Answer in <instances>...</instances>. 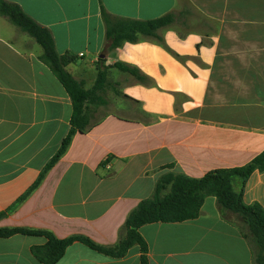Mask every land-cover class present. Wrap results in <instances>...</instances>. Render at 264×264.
<instances>
[{
	"label": "crops",
	"instance_id": "crops-1",
	"mask_svg": "<svg viewBox=\"0 0 264 264\" xmlns=\"http://www.w3.org/2000/svg\"><path fill=\"white\" fill-rule=\"evenodd\" d=\"M48 28L67 71L93 88L99 60L118 70L124 100L139 117L108 113L77 132L41 185L0 228L84 235L103 246L120 240L129 214L152 197L166 173L193 179L246 166L264 152V0H6ZM127 19L174 16L162 41L141 38L108 50L102 10ZM0 16V213L40 177L71 130L72 101L40 57L42 48ZM12 25V26H11ZM112 71V70H111ZM123 106H126L123 104ZM243 201L264 209V172L245 182ZM208 197L200 216L139 229L149 264H256L250 238ZM44 237L0 239V264H41L32 248ZM131 248L119 259L74 243L57 264H140Z\"/></svg>",
	"mask_w": 264,
	"mask_h": 264
},
{
	"label": "trees",
	"instance_id": "trees-1",
	"mask_svg": "<svg viewBox=\"0 0 264 264\" xmlns=\"http://www.w3.org/2000/svg\"><path fill=\"white\" fill-rule=\"evenodd\" d=\"M0 16L33 38L42 48L40 60L62 84L73 105L71 130L61 147L28 192L11 208L0 213L2 219L15 211L41 185L48 172L66 153L77 132L87 133L99 124L91 122L89 106L103 104L100 92L106 88L107 72L110 69L128 73L140 82H145L146 77L137 69L122 63L105 66V60L100 59L96 83L93 88L87 90L85 84L75 79L66 69L68 65L76 62L77 58L70 53L60 55L57 52L54 36L48 28L38 24L19 5L6 0H0ZM102 16L109 51L116 50L126 42L137 43L141 38L162 41L159 31L170 27L174 22L172 14L152 20H135L114 17L103 9ZM254 172H264V152L246 166L210 171L199 179L182 174H164L156 184L152 197L141 201L129 214L122 228L120 240L114 246L100 245L84 235L58 239L50 231L27 228H0V239L16 235L44 237L46 243L43 246L32 248L33 256L41 264H57L74 243H80L93 251L116 259L124 257L131 248L138 246L141 251L140 264H149L148 245L139 229L158 222L178 223L195 220L200 216L205 200L208 197H215L222 210L232 212L246 220L253 244L257 248L254 252V261L256 264H264V209L259 204L246 205L243 201L245 182Z\"/></svg>",
	"mask_w": 264,
	"mask_h": 264
},
{
	"label": "rangeland",
	"instance_id": "rangeland-1",
	"mask_svg": "<svg viewBox=\"0 0 264 264\" xmlns=\"http://www.w3.org/2000/svg\"><path fill=\"white\" fill-rule=\"evenodd\" d=\"M5 20L7 19L5 18ZM19 32L20 34H24L21 31ZM36 46L40 48V46L37 43ZM107 80L108 82L106 84L105 90L100 92V96L103 101V104L98 103V104H91L89 106L91 122L96 123L100 121L108 113H118L120 115L127 117H134V116L139 117L141 113L138 105H136L135 103L129 100H124L122 94V80L118 77V70L114 68L110 69L107 72ZM123 104H125L126 106H123ZM233 218L236 221V224L242 230V232L249 236L250 243L252 244L254 251H256L257 248L253 244L252 237L249 233L246 220L236 214L234 215Z\"/></svg>",
	"mask_w": 264,
	"mask_h": 264
}]
</instances>
